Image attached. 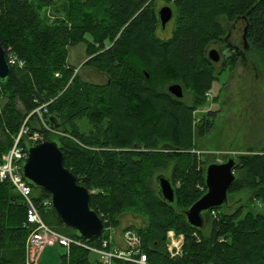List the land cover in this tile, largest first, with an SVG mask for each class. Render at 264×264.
Returning a JSON list of instances; mask_svg holds the SVG:
<instances>
[{"label":"trees","instance_id":"obj_1","mask_svg":"<svg viewBox=\"0 0 264 264\" xmlns=\"http://www.w3.org/2000/svg\"><path fill=\"white\" fill-rule=\"evenodd\" d=\"M158 1L175 14L172 33L163 39ZM222 19L244 21L248 41L264 54V0H0V42L7 55L25 62L23 68L12 66L8 81L0 82V158L27 116L49 103L46 121L50 125L49 117H56L61 134L50 135L35 115L27 123L30 131L59 141L65 167L93 192L90 207L106 226H119L118 216L127 211L147 219L138 232L149 264H264L263 209L245 214L216 209V219L207 215V230L191 227L185 217L206 192L208 163L194 150L197 137L214 122L194 125L196 106L184 105L164 88L178 80L191 90L194 104H202L216 79L206 53L223 41ZM80 44L89 58L83 68L105 75V84L85 82L69 65L70 50ZM78 119L88 129L79 128ZM170 162L174 207L159 195L156 182ZM236 175L229 197L249 188L252 200L264 203V154L241 155ZM33 197L41 208L49 193L35 189ZM51 213L69 232L47 221ZM41 214L53 229L77 237L53 210ZM26 219L20 196L0 182V264H28ZM169 230L184 237L180 258L167 252ZM55 264L98 262L88 250L72 246Z\"/></svg>","mask_w":264,"mask_h":264},{"label":"rangeland","instance_id":"obj_2","mask_svg":"<svg viewBox=\"0 0 264 264\" xmlns=\"http://www.w3.org/2000/svg\"><path fill=\"white\" fill-rule=\"evenodd\" d=\"M156 3H159V1ZM165 6L170 5L159 3L158 12ZM49 16L50 19H48V21L52 22V13ZM221 23L225 28V32L221 35V38H227L233 45L238 46L245 56L241 55L237 58H232L225 67L222 65V61L213 63V73L216 79L212 84V88L206 92L205 98H203L202 104L199 106L194 104L191 90L183 87L181 85L183 83L180 81H172L166 84L164 88L165 92L170 93L168 88L173 84H179L183 87L185 96L180 101L186 106H196L195 112L192 113L195 120L194 125H202L208 118L213 120V128L204 137H197L195 143L198 148L194 150L196 155L201 158V161L207 162L208 164L212 163L214 160H218L219 162L224 159L226 160L229 156H233L237 159L241 155L264 154V54L256 52L251 42L248 41V29L244 21L229 22L222 19ZM172 26L173 20L168 24L165 31L161 30L160 23L158 36L162 39L170 37ZM245 35L246 39L244 40ZM212 49L213 46L207 50V57ZM88 60L85 44L77 45L70 50L68 59L69 65L75 68L76 72H78L85 82L99 85L105 84L107 82V77L105 75L94 71L90 67L83 68V65ZM143 115L142 113V116ZM119 119L121 121L124 120L123 117L122 119L119 117ZM172 119L181 120L175 117H172ZM76 122L79 128L88 129L89 125L85 119H78ZM170 152L178 151L172 150ZM182 152L183 150L179 151V153ZM173 165L174 163L170 162L160 174L167 178H171ZM251 191L253 192H251V197L249 188L231 195L229 197L228 207L226 206L223 209L224 212L235 213L242 209L244 214L248 210L259 211V209H263L264 211V203L262 201H260L262 203L261 208H258L256 205L253 207L255 203V199L252 200L254 190ZM255 208L258 209L255 210ZM118 219L120 220V228L122 229L125 227H133L141 230L144 229L147 224V219L145 217L131 211L119 215ZM47 221L61 232H69L67 228L57 225V219L52 213L47 216ZM207 229L208 227H205V230ZM172 231L174 230H169L168 233ZM168 233L167 252L169 254L171 252L176 253L177 238L173 239L172 244L171 240L168 239L170 235V233ZM172 233L179 238L174 232ZM183 241L184 237H182V244ZM182 244L179 245L180 248ZM54 251L57 252L53 253ZM64 252L65 249L58 247L54 248V250L48 249V251L42 255L41 262L43 264L58 263L60 255L64 254ZM32 255L27 249V262L32 264L31 260H34L33 264H36L39 259H36L37 256L35 254ZM181 255L182 249L179 250V253L174 259L180 258ZM170 256L172 257V254ZM91 258L94 259V255H91Z\"/></svg>","mask_w":264,"mask_h":264},{"label":"water","instance_id":"obj_3","mask_svg":"<svg viewBox=\"0 0 264 264\" xmlns=\"http://www.w3.org/2000/svg\"><path fill=\"white\" fill-rule=\"evenodd\" d=\"M162 29L174 18L172 7H162L159 12ZM246 39V35L244 40ZM208 58L214 63L220 61L218 50L212 49ZM11 75V67L7 61L6 51L0 42V82L5 83ZM168 91L177 99L184 98L183 87L173 84ZM58 119L49 117L52 129H58ZM28 158L22 164V174L35 189L49 193L53 211L58 219L76 232L83 240L99 238L103 235L105 225L101 217L90 207L89 190L78 183L77 177L64 165V153L58 140L53 139L38 145L25 142ZM236 159L229 156L223 162H212L205 168V194L188 210L185 217L188 224L195 229H202L206 215L215 209L228 205L229 192L237 180L235 173ZM158 193L170 206L176 204V192L172 181L160 175L156 179Z\"/></svg>","mask_w":264,"mask_h":264},{"label":"built area","instance_id":"obj_4","mask_svg":"<svg viewBox=\"0 0 264 264\" xmlns=\"http://www.w3.org/2000/svg\"><path fill=\"white\" fill-rule=\"evenodd\" d=\"M7 59L10 66H18L19 68L25 66V62L19 60L13 53H9ZM48 105L49 103H46L37 107L27 116L18 135L15 137L13 146L0 158V182L9 183L20 195L23 204L27 208L25 226L30 230L26 241L28 252L31 255L35 254L36 259H39L41 251L45 248L60 246L66 248L69 253L72 246H77L95 254L98 257L99 264H114L116 260L130 264H149L148 256L142 248V239L133 229L118 232L115 227H106L105 235L97 245H92L83 240L66 236L44 222L41 208L38 207L33 198V187L28 184L22 174V163L27 159L23 142L28 141L32 144H38L46 139L44 133L38 131L32 133L30 131L27 123L32 116L35 115L39 118L41 127L46 131L56 133L46 121L45 116L48 114ZM258 205L262 206V203L258 201ZM41 206L44 209H51L50 199H43ZM214 217L216 218V215ZM176 249L177 251L180 249L179 242H177ZM177 251L176 253L171 252L172 258L177 255ZM31 262L33 264L34 260H31Z\"/></svg>","mask_w":264,"mask_h":264},{"label":"flooded vegetation","instance_id":"obj_5","mask_svg":"<svg viewBox=\"0 0 264 264\" xmlns=\"http://www.w3.org/2000/svg\"><path fill=\"white\" fill-rule=\"evenodd\" d=\"M167 27L168 25L166 26L165 31ZM213 49L218 50L220 57H221L220 61H222V65L224 67L229 63V61L232 60V58H237L241 55L245 56V54L240 51V48L238 46L233 45L232 42H229L227 38L223 39V41L221 40L220 42H217L213 46Z\"/></svg>","mask_w":264,"mask_h":264},{"label":"bare ground","instance_id":"obj_6","mask_svg":"<svg viewBox=\"0 0 264 264\" xmlns=\"http://www.w3.org/2000/svg\"><path fill=\"white\" fill-rule=\"evenodd\" d=\"M171 235H172V236H171ZM174 238H177V237H176L175 235H173L172 233H170V235H169V239L171 240V243H172V244H173V239H174ZM177 242H179V245L182 244V242L179 241L178 238H177Z\"/></svg>","mask_w":264,"mask_h":264},{"label":"crops","instance_id":"obj_7","mask_svg":"<svg viewBox=\"0 0 264 264\" xmlns=\"http://www.w3.org/2000/svg\"><path fill=\"white\" fill-rule=\"evenodd\" d=\"M171 233H172V232H171ZM172 234H173V233H172ZM177 238H178V237H177ZM178 239H179V241H181V242H182V236H179V238H178ZM46 251H48V250H45L44 252H42V253H41V257H42V255H43V254H45V252H46Z\"/></svg>","mask_w":264,"mask_h":264}]
</instances>
